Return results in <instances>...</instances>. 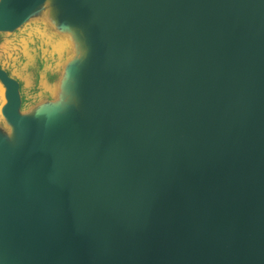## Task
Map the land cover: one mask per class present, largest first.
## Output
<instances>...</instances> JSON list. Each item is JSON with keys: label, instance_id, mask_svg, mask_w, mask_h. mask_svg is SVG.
<instances>
[{"label": "water", "instance_id": "1", "mask_svg": "<svg viewBox=\"0 0 264 264\" xmlns=\"http://www.w3.org/2000/svg\"><path fill=\"white\" fill-rule=\"evenodd\" d=\"M0 264H264V0H0Z\"/></svg>", "mask_w": 264, "mask_h": 264}]
</instances>
